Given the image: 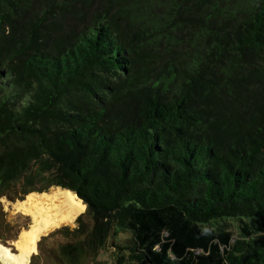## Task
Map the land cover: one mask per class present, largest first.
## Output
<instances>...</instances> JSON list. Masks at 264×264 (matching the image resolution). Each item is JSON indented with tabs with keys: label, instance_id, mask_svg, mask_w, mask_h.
Returning a JSON list of instances; mask_svg holds the SVG:
<instances>
[{
	"label": "trees",
	"instance_id": "1",
	"mask_svg": "<svg viewBox=\"0 0 264 264\" xmlns=\"http://www.w3.org/2000/svg\"><path fill=\"white\" fill-rule=\"evenodd\" d=\"M51 186L30 264H264V0H0L1 243Z\"/></svg>",
	"mask_w": 264,
	"mask_h": 264
},
{
	"label": "bare ground",
	"instance_id": "2",
	"mask_svg": "<svg viewBox=\"0 0 264 264\" xmlns=\"http://www.w3.org/2000/svg\"><path fill=\"white\" fill-rule=\"evenodd\" d=\"M12 206L28 214L31 219L30 225L14 241L18 252L14 253L8 247H0V253L13 264H29L42 235L63 225L72 224L86 208L83 200L74 191L61 186H51L42 192H30L24 199L13 202Z\"/></svg>",
	"mask_w": 264,
	"mask_h": 264
},
{
	"label": "rangeland",
	"instance_id": "3",
	"mask_svg": "<svg viewBox=\"0 0 264 264\" xmlns=\"http://www.w3.org/2000/svg\"><path fill=\"white\" fill-rule=\"evenodd\" d=\"M17 200H20V199H16L15 201H13V200L6 199L4 197L1 198V201H2V204H3V208H4L5 212H6L7 219L13 223L12 224V225H14V230L13 231H15V232H11L8 235V237H11V238L7 239L4 244H3V242L1 243V241H0V247H8L14 253L18 252V249L16 248V245L14 243L15 239H17L18 236H19V233L24 228H27L30 225V223H31V219H30V216L28 214H25L22 211H19V210H17L16 208H14L12 206V203L16 202ZM75 220H74V222L72 224H68V225L75 226L76 225V221ZM36 252L37 253L39 252L38 248H37ZM101 257L107 258L108 256L105 253H103L101 255Z\"/></svg>",
	"mask_w": 264,
	"mask_h": 264
},
{
	"label": "water",
	"instance_id": "4",
	"mask_svg": "<svg viewBox=\"0 0 264 264\" xmlns=\"http://www.w3.org/2000/svg\"><path fill=\"white\" fill-rule=\"evenodd\" d=\"M77 194V193H76ZM78 196V194H77ZM79 197V196H78ZM80 198V197H79ZM37 253V252H35ZM0 264H13L8 258L0 253Z\"/></svg>",
	"mask_w": 264,
	"mask_h": 264
}]
</instances>
